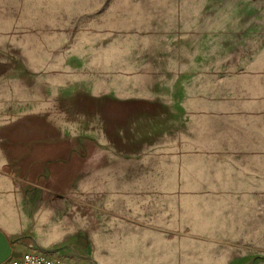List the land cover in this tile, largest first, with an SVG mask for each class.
Listing matches in <instances>:
<instances>
[{
    "label": "rangeland",
    "instance_id": "374dc122",
    "mask_svg": "<svg viewBox=\"0 0 264 264\" xmlns=\"http://www.w3.org/2000/svg\"><path fill=\"white\" fill-rule=\"evenodd\" d=\"M0 60V120L53 101L124 140L23 218L37 252L264 264V0H0ZM36 156L0 153V213L34 205L16 198L43 184Z\"/></svg>",
    "mask_w": 264,
    "mask_h": 264
},
{
    "label": "crops",
    "instance_id": "0c3cea01",
    "mask_svg": "<svg viewBox=\"0 0 264 264\" xmlns=\"http://www.w3.org/2000/svg\"><path fill=\"white\" fill-rule=\"evenodd\" d=\"M50 102L47 108L31 109L30 100H21L18 104L20 106L17 108L21 109V111L17 110L19 114L0 120V153L38 154L33 160V167L37 170L42 169L43 173L38 172V176L42 173L44 177L43 184L32 185L31 190L24 191L20 198H16L34 202V205L26 203L16 213L8 208L4 213H0L1 217H5L1 222L3 224L0 223L3 225L0 227V234L4 235L9 243L10 258L20 256L25 251L39 253L37 251L44 250L48 252L40 244L39 246L34 238L26 235L21 236L28 227V222L23 218L32 217L40 209H54L51 206L40 205L41 201H63L71 197L65 195H71L73 191L62 192L69 186L82 182V179L88 175L86 170L89 169L90 164L96 162L100 164L103 161L108 163L111 147L121 146L119 142H124L119 134L114 135L112 141L109 135L104 132L88 133L76 129V126L67 129L66 120L61 121L63 117L67 116L66 111L56 107L53 101ZM23 106L26 109L23 110ZM26 159V157L23 158V160ZM2 167H4L3 162L0 163V168ZM0 185L6 184L1 183ZM4 190L2 189L0 193H6ZM3 199L14 200L15 198L5 196ZM45 234H42L40 240L49 243L50 247L64 248L59 247L57 240L52 237L46 238ZM47 254L52 255L53 253ZM42 255L55 258V256Z\"/></svg>",
    "mask_w": 264,
    "mask_h": 264
},
{
    "label": "built area",
    "instance_id": "2783aa9c",
    "mask_svg": "<svg viewBox=\"0 0 264 264\" xmlns=\"http://www.w3.org/2000/svg\"><path fill=\"white\" fill-rule=\"evenodd\" d=\"M0 264H78L74 261H63L58 258L44 256L40 253L27 251L20 256L12 257Z\"/></svg>",
    "mask_w": 264,
    "mask_h": 264
},
{
    "label": "water",
    "instance_id": "95a60500",
    "mask_svg": "<svg viewBox=\"0 0 264 264\" xmlns=\"http://www.w3.org/2000/svg\"><path fill=\"white\" fill-rule=\"evenodd\" d=\"M10 259V247L4 235L0 234V263Z\"/></svg>",
    "mask_w": 264,
    "mask_h": 264
}]
</instances>
